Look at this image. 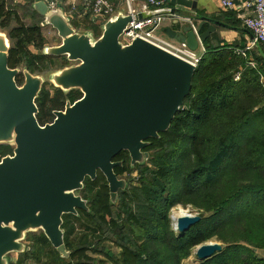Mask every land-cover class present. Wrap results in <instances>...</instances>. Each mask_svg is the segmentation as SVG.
<instances>
[{
  "label": "water",
  "instance_id": "1",
  "mask_svg": "<svg viewBox=\"0 0 264 264\" xmlns=\"http://www.w3.org/2000/svg\"><path fill=\"white\" fill-rule=\"evenodd\" d=\"M65 1L60 0L57 10H50L44 0L32 5L43 18L41 26L52 27L61 39L60 45H48L42 53L77 63L50 76L64 93H82L63 111L54 112L52 123L42 126L37 119L36 100L45 78L27 68L9 67L11 40L0 28V145L14 148L13 156L0 161V264H12L13 254L29 250L27 235L40 230L62 258H69L63 217L89 211L87 201L77 194L85 180H96L100 171L110 201L116 204L119 191L126 190L130 181L119 179L115 168L123 163L113 160L125 151L132 168L145 164L150 154L144 149L149 140L170 129L198 67L140 38L123 44L120 37L133 21L125 7L108 19H94L102 31L95 38L92 31L76 30L65 14ZM166 3L177 19L164 34L192 51H198L217 28L242 31L254 40L246 28L190 13L198 0ZM21 73L24 82L19 85L16 78ZM201 220L187 214L177 219L174 229L182 236ZM224 247L219 242L198 246L194 253L198 264Z\"/></svg>",
  "mask_w": 264,
  "mask_h": 264
},
{
  "label": "trees",
  "instance_id": "2",
  "mask_svg": "<svg viewBox=\"0 0 264 264\" xmlns=\"http://www.w3.org/2000/svg\"><path fill=\"white\" fill-rule=\"evenodd\" d=\"M12 1L0 0L1 30L16 23L8 33L9 67L16 69L24 64L34 74L48 70L53 60L68 62L66 57L31 49L41 51L46 44L43 18L32 8L35 0H22L27 13L38 21L25 24ZM110 1L115 11L122 3ZM81 19L92 22L99 33L92 15L83 14ZM205 49L191 92L170 129L158 139L149 140L144 149L151 152L155 170L144 167L139 186L119 191L115 206L109 202L105 176L99 171L96 180L87 178L77 194L87 201L89 211L78 210L77 216L63 217L70 257L62 258L41 231L39 236L28 235L29 250L19 254L16 264H24L27 259L36 264L43 260H48L46 264H105L88 257L90 249L107 257L110 264H182L192 248L214 236L224 250L199 264H264L258 254L264 250V87L260 80L264 75V44L248 52L255 53L257 67L248 65L229 44L213 47L207 39ZM16 81L23 84L22 73ZM54 89L51 93L44 87L36 100L37 119L42 126L52 122L54 112L68 101L74 103L82 97L79 90L64 93ZM12 149L11 145H0V157ZM113 161L123 163L115 168L117 176L132 172L128 152H121ZM102 181L104 188L97 191ZM179 204H192L209 214L201 216L202 220L182 236L173 231L169 217L170 209ZM107 208H113L114 217L108 219ZM82 219L92 225L82 224ZM75 223L87 232L79 239L75 237ZM110 236L116 237L115 245L123 250L119 257L107 253L105 246L100 249Z\"/></svg>",
  "mask_w": 264,
  "mask_h": 264
},
{
  "label": "built area",
  "instance_id": "3",
  "mask_svg": "<svg viewBox=\"0 0 264 264\" xmlns=\"http://www.w3.org/2000/svg\"><path fill=\"white\" fill-rule=\"evenodd\" d=\"M50 10H57L60 0H44ZM127 5V15L133 17V21L128 25L120 40L123 44L129 45L135 39L140 38L150 43H153L174 55L188 61L189 63L198 66L201 57L197 55V51L190 50L186 45L175 46L163 38L156 35L164 20V6L166 0H144L146 7L153 9V15L150 17L139 19V13L133 8V0H125ZM222 7L227 11H232L237 8L238 1L241 2L245 13H241L240 20L242 26L249 30L254 40L250 41L245 50H240L241 55L252 51L259 43L264 44V0H220ZM65 14L72 21L80 19L83 14L92 15L93 19L102 18L108 19L116 11L110 0H66L64 3ZM83 14L81 15V12ZM239 76L236 77L238 79Z\"/></svg>",
  "mask_w": 264,
  "mask_h": 264
},
{
  "label": "rangeland",
  "instance_id": "4",
  "mask_svg": "<svg viewBox=\"0 0 264 264\" xmlns=\"http://www.w3.org/2000/svg\"><path fill=\"white\" fill-rule=\"evenodd\" d=\"M23 3L24 2L22 0H15V1L11 2V4H13V7L19 12L20 16L23 18V21L25 22V24L32 25V24H35L36 22H38L37 20L35 21L34 18H32V16H30L31 18L25 16L27 14V9H26L27 4H25L26 5L25 6V5H23ZM123 4L127 7L126 1L122 0V3L120 4V7H118V9H116V11H118L122 6H124ZM72 22H73L76 30L92 31L94 36H95V38H98L99 33H102L101 29L99 28V33L97 34L96 29L94 28L92 22L85 21V19H81V20L79 19V20H77V22L75 20H73ZM14 26H16V23L12 22L11 27H9L7 29H4V30L7 33H9L10 30ZM42 31H43V36L45 37V40H46V44H45V46L43 47V49L41 51H36L34 48H31L35 52H40V53L43 52L44 48L46 46H48V45L49 46H56L57 44L58 45L61 44V39L57 36L56 33L54 34V32H53V30L51 29L50 26L49 27H42ZM156 35L159 36V37L161 36L163 38H167L166 35L162 32V30H157L156 31ZM172 42L174 43L175 46H179V47L181 46V44L178 43V42H175V41H172ZM239 42H240V40H237L236 42H232V41H229L227 43L224 42L223 44L231 45L233 47V49L235 50V52L238 55H241L240 50H245L247 46H245L246 43L245 44H239ZM216 45H218L220 47L223 46L220 42H217ZM198 53L201 54V51H198ZM241 56L243 57V59H245L247 61L248 65H250L251 67H257V63L258 62L256 60L255 53H252V54L250 53L249 54L248 52H246L245 55H241ZM75 64H77V63L76 62H69V61L67 62L64 59H62V60H53L52 62H50L48 64V68H49L48 70L41 71V72H36V73H34V75H38V76L44 77L45 78V83L43 84L42 89L45 87L51 93H54L55 92V89H54L55 86L53 85V83L51 81V77H50L51 74L54 73L57 70H60V69H63L65 67H68V66H71V65H75ZM18 68L23 70L25 68L24 64H20ZM237 76L240 77V73H238L236 75V77ZM260 80H261V83L263 84V87H264V75L261 77ZM149 154H150V157L145 162V164H143V165L136 164V166L134 168L131 167L132 172H128L127 171V172H124V173H121V172L119 173V175H118L119 179H124L126 181H130L131 182L128 185V188L130 186H132V187L139 186L140 178H141V171L143 170L144 167L148 166L150 169L155 170L154 164L150 161V159L152 157L151 152H149ZM137 166H140V168H138ZM151 177H154V176H151ZM104 185H105V183L102 181L98 185L97 191H101L102 192L101 188H104ZM99 188H100V190H99ZM106 189H108V188H106ZM109 202H110L111 205H114V206L117 205V203H118V201H117L116 204H112L111 201H110V197H109ZM180 207L183 210H186L188 212V214H190V215H199V216H204V215L207 216V215H209V214H206L204 212V210L198 209L195 206H193L192 204H188L186 206L181 205V204L175 205L174 207H172L170 209V214H169V217L171 219L172 229H173V231L175 233H176V231L174 229V225L175 224H174V221L172 220V216L174 215V212L177 209H179ZM105 211H106V215H107L108 219H110L111 217H114L113 208H107ZM81 223L84 224V225H92L91 222H88L85 219H82ZM75 226H76V229H77L76 230L77 234H75V237H77L78 239L81 238L83 235H85V233H87L84 229L81 228L80 225L75 223ZM29 234H35L36 236H39L41 234V230L37 231V232L29 233ZM28 235H27V238H28ZM96 236L100 237V234L97 233ZM113 239L116 240V237L110 236V239L104 240V243H103V245L100 246V249H102V247L105 246L104 249H105V251L107 253L111 252V255L115 254L116 257H119L123 250L120 247H117L115 245ZM209 242H219V243H221L219 238L217 236H214V237L204 241L202 244L196 245L194 248H192V250L190 252V255L185 260H183L182 264H198L194 253H195L196 249L198 248V246L206 244V243H209ZM25 243H26V245H30V244H27V242H25ZM140 243H142V242H140ZM86 254L88 255V257H91V258L95 259L97 262L98 261H102V262L104 261L105 264H110V261L107 259V257L93 253L92 249H90ZM18 257H19V254H13V259L14 260H17ZM47 261L48 260H43L40 264H46ZM85 261H87V260H85ZM14 264H16V263H14ZM24 264H36V262L34 260H32V259H27Z\"/></svg>",
  "mask_w": 264,
  "mask_h": 264
},
{
  "label": "crops",
  "instance_id": "5",
  "mask_svg": "<svg viewBox=\"0 0 264 264\" xmlns=\"http://www.w3.org/2000/svg\"><path fill=\"white\" fill-rule=\"evenodd\" d=\"M70 1H72V0H70ZM25 4L26 3H23V5H25ZM132 6L139 13V15H141L143 18L150 17L153 15V9L150 7H146V3L144 0H133ZM122 7H125L126 12H128V9L125 5ZM171 9H172V7L166 3L164 6V10H165L164 20H163V22L159 28V30H162L163 33H164V30L168 27H171L173 25L174 21L177 19V16L170 14ZM245 12L246 11L242 7L240 1H238L237 8L235 10L227 11L222 7L220 0H198L197 9L190 11V13H192L194 15H201V16H206L209 18H214V19L220 20V21H222L228 25H231V26L237 25L234 27H238V28H244L242 26V22L240 20V15H242L241 13H245ZM25 16L30 17L31 15H30V13L29 14L27 13ZM234 23H236V24H234ZM194 24L198 25V22H196ZM47 27H49V26H47ZM206 28L207 27H205L204 30H206ZM51 29L53 30L54 34L56 33L58 36L57 31H55L52 27H51ZM161 38H163V37H161ZM163 39L168 41L171 44H174L168 38H163ZM237 40H240L239 44H245L246 43L245 46L251 41L250 37L242 31L217 28V31L214 34H212L211 37L209 38V44L212 45L213 47H216V46H218V45H216L217 42H220L223 45L224 42H226V43L229 41L236 42ZM198 51H201V54H199ZM198 51H197V55L202 58V56L204 55V53L206 51L205 44L202 47L200 46ZM258 254L264 259V251L263 250H259ZM16 261L17 260H14V263H16Z\"/></svg>",
  "mask_w": 264,
  "mask_h": 264
},
{
  "label": "bare ground",
  "instance_id": "6",
  "mask_svg": "<svg viewBox=\"0 0 264 264\" xmlns=\"http://www.w3.org/2000/svg\"><path fill=\"white\" fill-rule=\"evenodd\" d=\"M188 212L186 210H183L181 207L177 209L174 212L173 218H174V224L176 225L177 219L181 216L187 215Z\"/></svg>",
  "mask_w": 264,
  "mask_h": 264
},
{
  "label": "flooded vegetation",
  "instance_id": "7",
  "mask_svg": "<svg viewBox=\"0 0 264 264\" xmlns=\"http://www.w3.org/2000/svg\"><path fill=\"white\" fill-rule=\"evenodd\" d=\"M65 109V106L63 107V109H61V110H59V111H63ZM55 119V118H54ZM54 119H53V121H54ZM52 121V122H53ZM52 122H50V123H52ZM13 152H14V148L12 149V151L10 152V153H7V155L6 156H4V157H7V156H13ZM4 157H0V161L4 158Z\"/></svg>",
  "mask_w": 264,
  "mask_h": 264
}]
</instances>
